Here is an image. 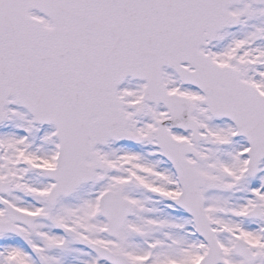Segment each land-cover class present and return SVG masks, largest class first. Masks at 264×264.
<instances>
[{
  "label": "snow or ice",
  "instance_id": "1",
  "mask_svg": "<svg viewBox=\"0 0 264 264\" xmlns=\"http://www.w3.org/2000/svg\"><path fill=\"white\" fill-rule=\"evenodd\" d=\"M0 264H264V0H0Z\"/></svg>",
  "mask_w": 264,
  "mask_h": 264
}]
</instances>
